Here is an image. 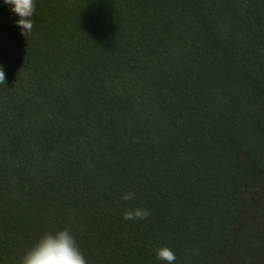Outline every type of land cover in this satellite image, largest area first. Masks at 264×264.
Segmentation results:
<instances>
[{
  "label": "trees",
  "instance_id": "trees-1",
  "mask_svg": "<svg viewBox=\"0 0 264 264\" xmlns=\"http://www.w3.org/2000/svg\"><path fill=\"white\" fill-rule=\"evenodd\" d=\"M16 18L0 4V264L66 226L88 264H264V0Z\"/></svg>",
  "mask_w": 264,
  "mask_h": 264
},
{
  "label": "clouds",
  "instance_id": "clouds-1",
  "mask_svg": "<svg viewBox=\"0 0 264 264\" xmlns=\"http://www.w3.org/2000/svg\"><path fill=\"white\" fill-rule=\"evenodd\" d=\"M0 4L7 5L10 12L17 18L14 24L20 33L27 36L32 28V16L35 12V0H0ZM0 77H4L3 70ZM135 194L126 192L121 195L122 200H133ZM151 214L150 209L136 207L125 210L122 216L125 220H143ZM155 258L165 264H174L175 253L166 245H158L154 249ZM19 264H88L75 235L70 226L40 235L28 247L19 260Z\"/></svg>",
  "mask_w": 264,
  "mask_h": 264
}]
</instances>
